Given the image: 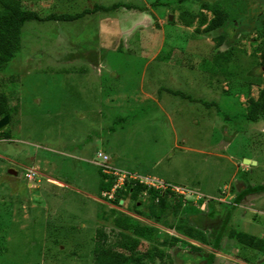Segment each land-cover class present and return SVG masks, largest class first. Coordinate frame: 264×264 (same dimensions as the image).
Segmentation results:
<instances>
[{"label": "rangeland", "instance_id": "1", "mask_svg": "<svg viewBox=\"0 0 264 264\" xmlns=\"http://www.w3.org/2000/svg\"><path fill=\"white\" fill-rule=\"evenodd\" d=\"M115 4L73 21L25 22L19 50L0 71L11 110L0 130V264H93L99 230L100 243L125 253L111 209L157 229L135 254L178 236L175 247H158L166 257L152 264H205L170 229L194 226L182 211L169 218L174 201L182 209L193 202L170 194L156 221L147 216L146 186L136 200L106 201L98 153L216 209L241 187L264 186V117H244L248 99L264 90V0H22L40 17ZM211 8L226 19L205 32ZM246 198L225 225L224 251L227 238L237 242L229 230L264 239V192ZM235 248L220 264H262L264 251Z\"/></svg>", "mask_w": 264, "mask_h": 264}, {"label": "trees", "instance_id": "2", "mask_svg": "<svg viewBox=\"0 0 264 264\" xmlns=\"http://www.w3.org/2000/svg\"><path fill=\"white\" fill-rule=\"evenodd\" d=\"M119 5L115 4L109 8L94 6L93 10H83L80 13L73 15L69 14H48L47 16L40 17L35 11L25 8L22 5V0H0V71L6 67L8 62L14 57L15 53L20 47L21 38V28L25 22L28 21H73L80 19L81 17L91 14L96 10L108 11L111 9L118 8ZM212 18L207 22L204 28L205 32L215 30L224 24L226 19V13L220 8H211ZM218 45L223 41V38L219 36L217 38ZM218 58H221L224 62L228 61L229 56L227 53H219ZM176 95H181L179 92H173ZM11 110L6 105L5 96H0V118L5 115L10 116ZM245 119L250 122H255L259 117H264V90L259 92L258 98L253 100L248 99V106L246 113L244 115ZM100 179L98 188L102 191H109L114 179L111 176L102 174L99 171ZM143 185L137 182H127L125 186L116 189L114 192L113 203L118 204L119 200L125 196L132 200H136L139 196L141 190H143ZM149 194L150 203L148 206L149 219H156L158 221L163 210L169 207L168 198L170 197L169 191H159L153 188H147ZM264 192V186H251L246 187L239 191L232 199L231 205L222 206L225 210L222 222L219 229L216 231L215 235L209 243L212 250L219 249V243L224 233L225 225L232 213V209L237 206L244 197L253 193ZM190 206V205H189ZM182 206H180V199L173 202L171 206L170 216L175 217L179 211H181ZM185 211L192 212V207H184ZM182 209V210H183ZM192 210V211H191ZM209 215L213 216V205L209 204ZM110 222L112 227L117 229V236L122 239V248L125 253L113 249L109 246H105L104 242L100 243V240L106 239L105 234L102 231H97L96 240L93 247V264H152L153 261L163 260L166 255L164 252L158 248L160 247H173L180 241L179 238L174 236H168L163 238L159 242V246H151L144 254H135V248L140 240L152 243L156 239L157 229L154 226L147 224H141L134 218H131L125 214H117L114 210H110ZM170 229L175 230L182 236L195 240L201 244L205 241L208 243L205 235L191 226L186 224L173 225ZM228 237L234 238L237 243L247 248H254L259 252L264 251V239H255L254 237L244 234L242 232H237L234 230L228 231ZM193 252L198 251V248L191 246ZM264 255V254H263ZM200 260L204 261L205 264H211L213 260V254H207L205 256L201 255ZM262 264H264V259Z\"/></svg>", "mask_w": 264, "mask_h": 264}, {"label": "crops", "instance_id": "3", "mask_svg": "<svg viewBox=\"0 0 264 264\" xmlns=\"http://www.w3.org/2000/svg\"><path fill=\"white\" fill-rule=\"evenodd\" d=\"M84 52V51H83ZM91 55H93V54H91ZM95 55V54H94ZM237 181V180H236ZM244 189V188H243ZM242 189V187L240 188V191L241 190H243ZM218 200H221V199H218ZM247 200V198L246 197H244L243 199H242V201L237 205L238 207H241V208H243L244 209V207L242 206V204L245 202ZM217 202V201H216ZM192 204V203H191ZM190 204V206H192V208L194 209V211H192V212H188V211H185L184 209L183 210H181L182 212V215H183V218L185 217V218H187L186 220L187 221H189L188 220V218H190L191 219V221H193L192 223L194 224V226H192L194 229H197V230H199V231H201L203 234L205 233V231L206 230H208V232H210L211 231V229L213 228V226H215V223H216V221L219 219V217L221 218V217H223V215H224V213H225V210H224V208L222 207V206H228L227 204H225L224 202L223 203H218V204H220V206H219V208L218 209H216L215 207H214V205H213V211H214V214H213V216H210L209 215V204L210 203H206L205 205H204V208L202 209V210H204V213H200L199 211H202V210H199V208H198V206L195 204V203H193L192 205ZM236 206V207H237ZM198 212H197V211ZM180 212V211H179ZM175 217H177V216H175ZM175 217H172L171 218V221H172V219H174ZM232 217V213H231V215H230V217H229V219ZM197 223H198V225H197ZM169 231V230H168ZM171 232V231H170ZM206 235V234H205ZM175 237H177L178 238V236H175ZM181 237H182V235H181ZM206 237V239H207V236H205ZM226 237V236H225ZM183 239L184 238H186L185 236H183L182 237ZM223 238H224V235H222V238H221V240H220V243H219V249L216 251V250H212V248L210 247V245H203V244H199V242H197V241H195V240H192V239H190V238H188L189 239V241H188V239H186L188 242H189V245H191V246H194V247H196V248H198V249H200L199 250V254H197L195 257H197L198 258V262H203L202 260H200L199 258H200V256L201 255H203V256H205V255H207V254H213V260H212V263L211 264H213V262H215V264H220V262L222 261V259L224 258V259H229L230 258V256L229 255H232V256H235L236 255V248H235V246H236V243L237 242H235L234 240H228V238H227V241L225 242L226 244H227V242H228V247H227V250L226 251H224V247L225 246H223V248H222V241H223ZM263 239V238H262ZM225 244V245H226ZM240 245V244H239ZM173 247H175V246H173ZM200 247H203L202 249H207L208 250V252H201V248ZM191 249V248H190ZM235 251V252H232V251ZM196 253H197V251H195ZM258 253H260L259 251H257ZM261 254V253H260ZM193 256V255H192ZM262 258H264V255H262ZM242 260V259H241ZM258 259L256 258V261H257ZM235 261H237V259H235ZM245 261V260H244ZM238 264H247L246 262H241V261H238Z\"/></svg>", "mask_w": 264, "mask_h": 264}, {"label": "built area", "instance_id": "4", "mask_svg": "<svg viewBox=\"0 0 264 264\" xmlns=\"http://www.w3.org/2000/svg\"><path fill=\"white\" fill-rule=\"evenodd\" d=\"M97 157L101 158L98 165L99 167H101V172L107 176H111L114 179L110 190L101 194L103 199H106V201L112 202L115 190L121 188L122 186H125L127 182L133 181L143 186H146L147 188H153L155 190L163 192L169 191L175 196L181 197L185 200H189L195 203L200 210H202L204 205L207 203L205 201H202L201 196L184 187L169 185L165 182L159 181L155 177H140L132 172L119 170L110 166L107 163L106 156L102 157V155L98 153ZM118 205H121V201L118 203Z\"/></svg>", "mask_w": 264, "mask_h": 264}, {"label": "water", "instance_id": "5", "mask_svg": "<svg viewBox=\"0 0 264 264\" xmlns=\"http://www.w3.org/2000/svg\"><path fill=\"white\" fill-rule=\"evenodd\" d=\"M8 121H9V116L8 115H5L4 117H2L0 119V130L7 125ZM244 161H246V160H244Z\"/></svg>", "mask_w": 264, "mask_h": 264}, {"label": "flooded vegetation", "instance_id": "6", "mask_svg": "<svg viewBox=\"0 0 264 264\" xmlns=\"http://www.w3.org/2000/svg\"><path fill=\"white\" fill-rule=\"evenodd\" d=\"M1 119V118H0Z\"/></svg>", "mask_w": 264, "mask_h": 264}]
</instances>
